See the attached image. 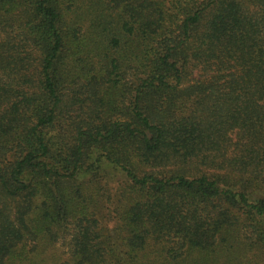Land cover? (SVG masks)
Listing matches in <instances>:
<instances>
[{"label": "trees", "instance_id": "1", "mask_svg": "<svg viewBox=\"0 0 264 264\" xmlns=\"http://www.w3.org/2000/svg\"><path fill=\"white\" fill-rule=\"evenodd\" d=\"M43 238L264 264V0H0V264Z\"/></svg>", "mask_w": 264, "mask_h": 264}, {"label": "rangeland", "instance_id": "2", "mask_svg": "<svg viewBox=\"0 0 264 264\" xmlns=\"http://www.w3.org/2000/svg\"><path fill=\"white\" fill-rule=\"evenodd\" d=\"M90 0H84L85 3H89ZM108 16L112 15V10L107 9ZM114 17L117 16L114 14ZM86 30L90 33L89 25H85ZM97 43L103 38L98 35L95 37ZM99 49H97L98 51ZM95 54H92V56ZM89 186V183H88ZM99 187L96 184L92 185V190L95 192ZM104 200V197H99ZM103 215H108L106 221L109 227L116 225V221L109 220L111 215L108 210H103ZM33 244V243H32ZM31 242L25 247V253L21 258H18L15 262L9 264H59L60 262L67 261L69 259V247L65 241L60 238L38 240L36 247L32 248ZM235 247L231 249H224L217 247L211 253H203L198 250L191 251L185 256L183 255L178 260H172L168 254V250L171 244L167 241L150 240L147 250L141 254L142 264H240L242 260L251 258L250 252H245L234 242ZM246 256V257H245Z\"/></svg>", "mask_w": 264, "mask_h": 264}]
</instances>
